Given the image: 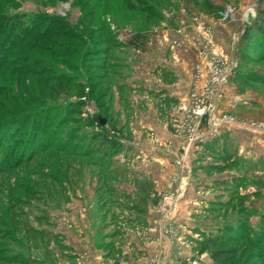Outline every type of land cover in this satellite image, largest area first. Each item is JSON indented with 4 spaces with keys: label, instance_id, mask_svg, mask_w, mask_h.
Listing matches in <instances>:
<instances>
[{
    "label": "rangeland",
    "instance_id": "374dc122",
    "mask_svg": "<svg viewBox=\"0 0 264 264\" xmlns=\"http://www.w3.org/2000/svg\"><path fill=\"white\" fill-rule=\"evenodd\" d=\"M123 1L125 2V0H112L108 8L97 10L98 17L101 18L103 14L107 22L112 25L111 30L116 33L118 42L121 40L119 35L125 31L144 34L145 39L148 40V35L154 34L158 29L157 32L169 29L170 22L179 18L181 14L212 16L218 22V26L227 25V22H221V13L229 5L238 9L239 17L248 12L254 13L256 17L264 14V0H148L150 5L156 8L160 18L146 23V14L141 12L142 7L136 0L129 1L130 8L134 7L133 10L126 8L128 0L126 6L122 5ZM65 5L70 9L64 18L70 25H78L84 17V12H81L75 0L59 2L56 6H41L40 9L35 2H26L23 9L27 13H36L40 10L49 15L62 16L60 13ZM183 10L185 13L182 12ZM208 23H205L204 27L213 31L214 27ZM235 23L234 26H230L232 28L223 29L225 34L220 46L228 47L232 52L231 56L239 57V66L246 74L264 76V46L256 43L253 47L251 40L254 42L256 38L245 39L246 26L249 24H245L242 18ZM97 27L98 24L94 25L92 31L97 30ZM130 40L126 38L125 42L128 43ZM210 43L211 46L217 43L215 34ZM242 54L249 60L244 64L241 62ZM109 56L116 62L123 61L117 48H114ZM102 60L84 59L78 67H82L80 72L87 73V77L89 74L99 76L109 73V77L104 81L102 88L104 90L110 83L111 86H117L119 78L121 79L126 70L119 65L122 68L112 69L110 72L100 71L104 64ZM91 63L95 65L91 66ZM60 69L71 76L75 74L63 66ZM233 79L226 93V98L230 102H225L226 105L228 104L227 107L225 105V113L236 117L239 123L264 122V85L236 83ZM81 82L83 81L80 78ZM92 82L95 83L96 80ZM72 87L73 83L67 92L58 94L50 102L42 101L41 106L45 113L51 116L58 113L60 116L49 122L43 119L40 131L46 127V133H40L35 144L26 143L25 148L29 149H26L28 153L24 160L20 161V157L25 150L22 153L19 152L20 149L16 153L17 146L19 147L21 142L11 139L0 149V264H119L118 256L122 258L121 254L124 250L128 257L140 260L136 256L138 249L145 252L142 255V264L145 261L146 264H175L174 258L171 259L174 255L179 256L178 260L188 259L190 264L193 260L200 259L204 263L215 264L211 253L219 248L232 249L233 256L225 260H217L218 262L264 264V244L261 245L262 247H257L246 243L244 241L246 233L243 232L245 224L248 223L252 227V236L258 237L264 234V140L262 138L244 127L228 128L221 133L223 136L224 133L231 132L233 136H227L224 145L220 146V154L224 152L232 158L248 156L249 160L244 158L236 160L240 163V168L231 170V173L238 172L239 178L231 181L223 189L205 194L204 197L203 194L198 195L194 192L188 198L186 195L181 198L180 203L195 204V214L196 212L197 214L193 215L192 223L190 221L188 228L185 229L178 228L176 219L180 222L190 216L183 214L178 217L179 213L174 215L173 228L165 230V236L170 243L168 246L172 248L169 257H166L162 252L155 254V245L147 243L144 245L146 239L143 235L146 231L143 230L144 227L141 228L140 221L132 223L128 217L123 220L121 212L124 210L119 209V201L103 189H107L108 179H100L99 173L103 169L100 167V157L96 154H85L88 138L98 131L97 126L90 127V124L100 113V109L93 98L85 97L86 101H84V98L79 97L78 90H76L77 96ZM88 92L89 89L86 90L87 94ZM79 101L84 105L78 108L79 114H74L75 109L74 107L70 109V106L79 104ZM91 101L97 108L94 115L89 111L88 104L90 105ZM63 118H66L65 121L62 120ZM105 128L108 129V125ZM112 131L120 134L118 129ZM13 132L14 129L11 134ZM68 133L71 142L63 150L62 146ZM28 135L32 137L34 133L29 130ZM51 139L55 140L51 142ZM239 142L242 144L241 147ZM237 143L238 145H234ZM21 147L24 148L23 145ZM194 152L195 147L189 155L191 175L187 181L186 192L196 187L193 177L196 178L194 174H198L199 169L197 161L194 160L198 153ZM35 154L37 155L34 157ZM4 155L6 159L2 161ZM178 156L179 154L174 157L172 187L168 192L175 190V180L180 174L176 164ZM112 181L108 182L113 186L116 183ZM110 183L108 184L111 186ZM120 187H124L127 192L132 188L128 185L118 186ZM203 198L207 199L202 203ZM200 206L206 208L202 210ZM231 230L238 239L229 242L226 234ZM132 241L136 244H129ZM107 256L111 258L109 261Z\"/></svg>",
    "mask_w": 264,
    "mask_h": 264
},
{
    "label": "crops",
    "instance_id": "0c3cea01",
    "mask_svg": "<svg viewBox=\"0 0 264 264\" xmlns=\"http://www.w3.org/2000/svg\"><path fill=\"white\" fill-rule=\"evenodd\" d=\"M182 12L185 13L184 10ZM205 17L203 14L198 16L181 14L179 18L170 22L169 29L157 32L158 29L154 34H149L142 48L136 49L129 46L125 40L120 41L123 45L119 49V55L123 61L117 63L123 66L126 72L121 79L119 78L117 86H111V120L109 123L107 121V125L108 129L112 130L109 124H113L124 140L121 143L123 152L117 157L119 171L111 177L112 179L110 178L116 183L113 186L111 184L115 192L113 197L119 201V209L124 210L121 212L123 220L127 217L132 223H138L139 220L141 228L144 227L146 233L144 232L143 236L146 242L141 243L155 245V254L162 252L166 257H169L172 248L168 246L170 243L165 236V230L173 228L174 215L179 213L178 217L183 214L190 216L180 222L176 219L178 228L185 229L188 228L190 221L192 223L196 211L195 204L180 203L181 199L161 208L162 196L171 191L174 157L181 154L185 145L179 129L185 120L181 107L189 99L194 82V69L202 62L203 54L209 52V48L225 58L235 57L231 56L232 52L228 47H221L220 42L225 30L232 28L230 26L236 23L227 22V25L218 26V22L212 16ZM208 22L214 27L215 40L218 43L213 46L210 44L211 47L207 36L200 28V24L205 25ZM225 102L230 101L226 98ZM225 102L222 105L224 112ZM227 136L233 134L231 132H226L223 136L220 134L215 144L216 151L224 145ZM241 145L240 143V147ZM216 151L201 145L195 147L194 153H198V156L196 155L194 160L197 161L195 162L199 170L198 174H194L196 178L193 177L195 190L188 189L185 192L187 198L194 192L198 195L203 194L204 197L205 194L219 191L239 178L238 172L231 173V170L236 169H222L227 163L217 157ZM242 158L249 160L248 156H233L232 160ZM226 174L228 175L225 176ZM117 185H128L132 188L127 192L124 187L118 188ZM203 199L202 203L207 198ZM200 207L202 210L206 208ZM135 241L129 244H136ZM136 252L140 260L128 257L124 250L122 258L118 256L120 262L118 263L142 264V255L145 252L139 249ZM106 258L108 261L111 259L108 256ZM172 258L176 261L175 264H190L188 259L178 260L179 256L176 255Z\"/></svg>",
    "mask_w": 264,
    "mask_h": 264
},
{
    "label": "trees",
    "instance_id": "16d2710c",
    "mask_svg": "<svg viewBox=\"0 0 264 264\" xmlns=\"http://www.w3.org/2000/svg\"><path fill=\"white\" fill-rule=\"evenodd\" d=\"M64 1L67 0H0V149L11 139L21 142V144L18 143L19 147L17 146L16 153L20 149L19 152L22 153L25 150L26 152L24 151L20 157V161L24 160L28 153L26 149H29L25 148L26 143L33 142L35 144L40 133H46V127L40 131L42 130L43 119L49 122L58 119L60 116L58 113L54 116L45 113L41 106L42 101L50 102L58 94L67 92L73 83L72 90H78L80 98H93L98 104V109H100V113L90 124V127L97 126L98 131L88 138L85 154L91 153L100 157V167L103 168L99 173L100 179H108L106 181L108 187L103 189L106 193L114 196V189L108 184L110 183L108 181L119 171L117 157L123 152V146L119 140L111 138L109 129L99 123V117L106 119L108 123L111 120V83L102 90L109 73L99 76L89 74L87 77V73L80 72L82 67H78V64L82 63L84 59H89V61L90 59L92 61L103 59L104 64L100 71L110 72L112 69L122 68L109 55L114 48L119 51L123 44L117 41V35L112 32V25L107 22L108 20L103 17L104 15L102 14L99 18L97 14L98 9L108 8L112 0H75L81 12H84V17L76 26L70 25L60 15H49L40 10H37L36 13H27L23 9L26 2H35L40 9L41 6H56L57 3ZM129 1L127 2L128 7L125 5L126 0L122 3L127 9L131 6H129ZM136 1L142 7L141 12L146 14V23L159 20L160 15L148 0ZM130 9L133 10L134 7ZM96 24H98L97 30L92 31ZM95 36L97 38H94ZM247 38H256L254 42L251 40L253 47L256 43L264 46V14L258 15L251 24L246 26L245 39ZM145 40L144 34L137 33L128 42V45L136 49L142 48L145 45ZM243 53L245 54L244 50ZM244 54L241 55L243 64L249 61ZM109 57L110 60L106 62ZM90 65L95 64L91 63ZM61 66L75 73L74 76L60 69ZM236 73L233 79L236 83L264 85V76L246 74L241 66L238 67ZM80 78L83 81L81 83ZM94 79L96 80L95 83L92 82ZM87 89H89L88 94L86 93ZM75 94L77 95V91ZM83 105L79 101V104L71 105L70 109L74 107V114H79L78 108ZM65 119L62 120L65 121ZM109 126L112 130L116 129L113 124H109ZM13 129L14 132L11 134ZM29 130L34 133L35 137L34 135L29 137ZM69 134H67L65 144L62 146L63 150L71 142V137H68ZM54 140L51 139V142ZM217 141L218 138L202 146L216 151L215 144ZM24 142L25 144H22ZM22 145L24 148L21 147ZM77 146L76 144L75 147ZM219 150L216 151L217 157L227 163L222 169L240 168V163L233 161L232 157L225 155L224 152L220 154L221 151L219 152ZM2 158V161H5L6 156L4 155ZM244 229L243 232L246 233L244 241L250 245L262 247L264 234L258 235V237L252 236V227L248 223L245 224ZM247 232H249V236H247ZM233 233L235 232L231 230L226 234L229 242L238 239ZM211 254L215 264H226L217 260H225L227 257L233 256V251L232 249L219 248Z\"/></svg>",
    "mask_w": 264,
    "mask_h": 264
},
{
    "label": "built area",
    "instance_id": "2783aa9c",
    "mask_svg": "<svg viewBox=\"0 0 264 264\" xmlns=\"http://www.w3.org/2000/svg\"><path fill=\"white\" fill-rule=\"evenodd\" d=\"M69 9V6L65 5L60 14L65 17ZM249 13L251 12L239 17L238 9L229 5L221 13V22H237L239 18H242L245 24H250L248 22ZM252 15L254 21L256 16L254 13ZM200 28L209 39V47H211L210 41L214 38L213 31L207 30L203 24H200ZM134 35L131 31H125L119 35V38H121L120 41H124L126 38L132 39ZM209 49V52L203 54L202 62L194 69L195 76L189 99L181 107L185 120L179 129L185 145L176 161L180 174L175 180V190L164 195L163 207L178 202L185 195L187 181L191 175L189 155L192 148L214 141L225 129L233 127H244L264 140V122L239 123L236 117L222 111L227 90L239 67V57L228 59L214 53L212 48ZM83 100L86 101V98ZM88 106L89 111L94 115L97 108L93 102L91 101ZM110 134L120 143L124 142L119 133L110 130ZM191 264L207 263L200 259L193 260Z\"/></svg>",
    "mask_w": 264,
    "mask_h": 264
},
{
    "label": "water",
    "instance_id": "95a60500",
    "mask_svg": "<svg viewBox=\"0 0 264 264\" xmlns=\"http://www.w3.org/2000/svg\"><path fill=\"white\" fill-rule=\"evenodd\" d=\"M260 4V3H259ZM248 22L251 24L253 22V15L251 13L248 14ZM99 123L101 126L106 127L107 120L99 117Z\"/></svg>",
    "mask_w": 264,
    "mask_h": 264
},
{
    "label": "bare ground",
    "instance_id": "6f19581e",
    "mask_svg": "<svg viewBox=\"0 0 264 264\" xmlns=\"http://www.w3.org/2000/svg\"><path fill=\"white\" fill-rule=\"evenodd\" d=\"M252 14V13H251Z\"/></svg>",
    "mask_w": 264,
    "mask_h": 264
}]
</instances>
